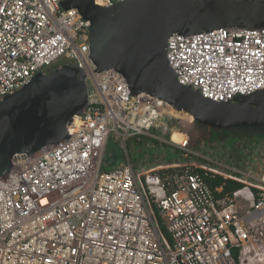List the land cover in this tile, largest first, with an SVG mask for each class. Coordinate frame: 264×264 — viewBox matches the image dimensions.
Returning a JSON list of instances; mask_svg holds the SVG:
<instances>
[{"label": "built area", "instance_id": "1", "mask_svg": "<svg viewBox=\"0 0 264 264\" xmlns=\"http://www.w3.org/2000/svg\"><path fill=\"white\" fill-rule=\"evenodd\" d=\"M63 1L0 0V102L64 65L82 69L91 87L69 138L16 154L0 178V264H264V160L254 172L262 148L222 147L230 155L223 164L197 165L191 136L169 124L171 106L134 95L113 70L97 71L91 22ZM167 60L179 84L213 102L264 91V29L174 34ZM110 136L122 150L134 138L165 141L183 160L113 166ZM215 176L242 187L220 196L223 188L206 182Z\"/></svg>", "mask_w": 264, "mask_h": 264}, {"label": "water", "instance_id": "2", "mask_svg": "<svg viewBox=\"0 0 264 264\" xmlns=\"http://www.w3.org/2000/svg\"><path fill=\"white\" fill-rule=\"evenodd\" d=\"M91 22L90 59L98 72L113 70L134 95L147 93L211 130H264V91L217 103L178 83L167 60L174 34L218 29H264V0H124L108 8L94 0H66ZM89 105L86 74L64 65L0 102V178L16 154H35L69 138L68 127Z\"/></svg>", "mask_w": 264, "mask_h": 264}, {"label": "rangeland", "instance_id": "3", "mask_svg": "<svg viewBox=\"0 0 264 264\" xmlns=\"http://www.w3.org/2000/svg\"><path fill=\"white\" fill-rule=\"evenodd\" d=\"M88 88L91 90L89 83H88ZM182 117L183 116H178V117L176 116L172 120L174 122V124L171 126L174 127V130L180 129L182 132L187 133L189 136H191L192 133L194 134L197 130H199L197 128V125L189 122V120H186L185 117H183V118ZM193 134H192L191 138L193 137ZM175 135L177 136V134H175ZM203 136H205V135L203 134ZM168 137L169 136L165 137L164 139L169 140ZM150 139H153V138H150ZM148 140L147 139H139V141L143 143V144H141V147H138V146H140V144H137V143L133 142V140H130L127 142L126 148L122 150L121 146L115 141L114 137L110 136V140L107 143L106 150H105V157L107 159H109V158H111V155H113L112 157H117V156L121 157V155L123 154L124 159L122 161L123 162L129 161L132 164L134 163V165L140 164L142 162H153V161H156L158 159L166 160V158H168L167 152L164 151V148L160 147V145L163 144L165 141L155 140L158 142V143H156V142H152L151 140L150 141H148ZM240 145L238 143L234 144L229 149L232 153L236 154L240 151L239 149H237L240 147ZM213 146H214V144L213 145L207 144L206 137H201L200 139H198L196 141L191 139V148L193 149V152L196 155V159L198 158V160H203L206 162L209 161L210 163L212 162L214 164H223V161L227 160L229 158L228 156H230V155L228 154V152L226 150L223 149L225 147L222 148V147L218 146L216 148H222V149L217 150V149H214ZM228 147L229 146H227L226 148H228ZM218 152H220L221 154L217 155ZM247 154H248V156L246 154H245V156L249 157V153H247ZM241 156H243V155H241ZM256 157H257V159L255 160L256 165L254 167V172L256 175H260V169H262V164H263V160H264V149L260 150V153ZM194 158H195V156L193 154L192 157H190L188 160L190 162H192V160H194ZM249 158H251V157H249ZM241 160H243V159H241ZM196 164L199 165L200 164L199 161L196 162Z\"/></svg>", "mask_w": 264, "mask_h": 264}, {"label": "trees", "instance_id": "4", "mask_svg": "<svg viewBox=\"0 0 264 264\" xmlns=\"http://www.w3.org/2000/svg\"><path fill=\"white\" fill-rule=\"evenodd\" d=\"M170 125H173L174 122L171 121L169 123ZM206 128V127H204ZM208 129V128H207ZM210 132L212 133V137L209 138V140H206L208 145H213V147H227L230 146L232 147L234 144H241V150L245 151L246 149H257L259 146L264 149V130H251V129H234V130H211L209 129ZM183 137V136H182ZM216 138H221V139H216ZM139 139H149L148 141L156 142L154 139H150L148 137H139V138H134L132 139L133 142L140 144H143L142 142L139 141ZM160 147L164 148V151L167 152V157L166 161L167 162H173L176 160H183L181 159L184 153L178 149H174L166 144H161ZM122 154V153H121ZM182 155V156H181ZM107 159L109 163H111L113 166H116L119 162L121 163L122 160L124 159L123 154L117 157H112ZM198 160V159H197ZM200 162H203L202 160H198ZM196 172L204 174L205 172L197 169ZM206 182L212 189L216 188H223V192L220 194V196L223 195H232L235 191L239 190L242 185L231 181V180H226L223 177L220 176H215L214 178L207 177Z\"/></svg>", "mask_w": 264, "mask_h": 264}, {"label": "flooded vegetation", "instance_id": "5", "mask_svg": "<svg viewBox=\"0 0 264 264\" xmlns=\"http://www.w3.org/2000/svg\"><path fill=\"white\" fill-rule=\"evenodd\" d=\"M197 128L199 130H197L194 134L192 133L193 134L192 140L196 141V140L200 139L201 137H206V140H209V138L212 137V133L210 132L209 129L204 128V127H199V126H197ZM192 134H191V136H192ZM203 134L205 136H203ZM216 139H221V138H216Z\"/></svg>", "mask_w": 264, "mask_h": 264}, {"label": "bare ground", "instance_id": "6", "mask_svg": "<svg viewBox=\"0 0 264 264\" xmlns=\"http://www.w3.org/2000/svg\"><path fill=\"white\" fill-rule=\"evenodd\" d=\"M66 1V0H65ZM178 116V115H177ZM181 118V117H180ZM183 118V117H182ZM174 137V139H176L177 138V136L175 135V136H173Z\"/></svg>", "mask_w": 264, "mask_h": 264}]
</instances>
